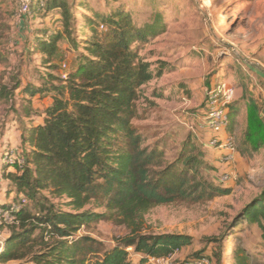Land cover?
I'll return each mask as SVG.
<instances>
[{
	"label": "rangeland",
	"instance_id": "374dc122",
	"mask_svg": "<svg viewBox=\"0 0 264 264\" xmlns=\"http://www.w3.org/2000/svg\"><path fill=\"white\" fill-rule=\"evenodd\" d=\"M60 1L66 4V11H39L36 7L21 19L25 24L19 29L15 3L0 0V138L13 136L19 144L14 143L13 148L22 149L24 128L31 122L41 123V115L53 99L48 92L33 99L24 89L28 85L51 88L53 77L69 75L80 64L81 56L87 55V43L107 31L101 27V18L118 11L127 13L137 27L153 30L156 35L135 48L154 75L143 87L134 122L145 145L166 153V161L172 163L194 137L206 155L204 175L215 187L229 190L225 196L161 206L146 214L145 233L193 238L192 246L169 259H150L149 264L192 263L198 254L212 257L211 264H235L233 250H246L251 257L249 264H264L263 232L257 225L236 220L251 202L264 200V148L241 153L250 103L257 104L264 115V0ZM58 35L61 41L56 55L51 64H44L38 45ZM218 87L232 93L235 130L223 134L235 139L239 151L235 162L222 166L216 165L217 160L205 149L202 141L206 132L198 121L210 90ZM30 102L34 115L24 118ZM8 125L13 128L8 129ZM53 201L69 211L64 203ZM27 206L36 209L32 202ZM90 209L106 212L103 207ZM10 231L9 226L0 225V241L7 240ZM127 234L124 226L108 219L81 233L106 249L114 248L117 239ZM220 238V247L209 242ZM219 253L220 263L215 257ZM132 257L133 264H139L141 257Z\"/></svg>",
	"mask_w": 264,
	"mask_h": 264
},
{
	"label": "trees",
	"instance_id": "16d2710c",
	"mask_svg": "<svg viewBox=\"0 0 264 264\" xmlns=\"http://www.w3.org/2000/svg\"><path fill=\"white\" fill-rule=\"evenodd\" d=\"M51 8L66 11V4L47 0V9ZM101 19L107 31L87 43V55L81 56L66 79L53 77L51 88L28 85L24 89L33 99L45 92L53 94V99L41 115L42 122H31L23 130L19 152L24 165L12 167L14 172L5 166L4 179L16 193L13 201L24 196L36 209L25 206L9 225L0 264H133V255L141 257L139 264L169 259L192 246L193 238L145 233V215L157 207L229 194L204 175L206 155L194 137L172 163L166 161V153L145 145L134 122L143 87L154 75L135 48L156 35L137 27L122 11ZM60 41L58 35L39 43L44 64H51ZM32 104L24 118L34 115ZM249 107L241 147L244 155L264 148V116L254 102ZM229 108L232 125L228 131L234 132L236 114L232 117L231 104ZM217 162L225 165L221 159ZM91 206L106 212H95ZM106 219L128 230L112 249L81 235ZM236 220L257 225L264 239V200L251 202ZM209 242L220 247L222 240ZM232 256L235 264H249L251 258L246 250H233ZM215 257L220 263L222 253ZM203 259L212 257L198 254L195 260Z\"/></svg>",
	"mask_w": 264,
	"mask_h": 264
},
{
	"label": "built area",
	"instance_id": "2783aa9c",
	"mask_svg": "<svg viewBox=\"0 0 264 264\" xmlns=\"http://www.w3.org/2000/svg\"><path fill=\"white\" fill-rule=\"evenodd\" d=\"M17 9L18 24L21 19L31 15L34 8L37 7L39 11L47 9L46 0H12ZM67 75L64 76V79ZM232 93L224 88L218 87V89H211L208 94V100L205 107L198 116V121L201 125V129L206 132V137L202 141L205 147L217 151L221 160L225 164H231L238 158V149L235 139L230 134H223L228 130L231 124V118L229 113V106L232 103ZM2 162L5 166L22 167L25 160L19 149H12L6 151L2 156ZM225 179V178H224ZM29 204V200L21 196L19 199L11 202L7 207L0 208V225H12L16 222V215ZM6 240L0 241V256L5 249ZM154 260V259H153ZM186 264H211L209 260H195L192 263Z\"/></svg>",
	"mask_w": 264,
	"mask_h": 264
},
{
	"label": "crops",
	"instance_id": "0c3cea01",
	"mask_svg": "<svg viewBox=\"0 0 264 264\" xmlns=\"http://www.w3.org/2000/svg\"><path fill=\"white\" fill-rule=\"evenodd\" d=\"M24 24L25 23L23 21L20 22L19 29H22ZM7 128L12 129L13 127H10V125H8ZM22 134H23V132H22ZM22 134L20 135V139H21ZM14 143L18 147V145H19L18 139L14 140L13 136L10 137L9 135H7V136H4L3 138H0V155H1L3 150H6L8 148L14 149L13 148L15 146ZM10 145H11V147H9ZM4 152L5 151H3V153ZM209 152L212 156H214L212 158H214V160H217V157H216V155H218L217 151L209 150ZM1 164H3L2 159H0V207L3 205H6V204L9 205L11 202H13L14 198L16 197V193L13 192L12 190H10V187H9L10 183L4 179L5 165L3 164L1 167ZM215 164L222 166V164L217 162V161H215ZM8 172H14V170L12 168H9Z\"/></svg>",
	"mask_w": 264,
	"mask_h": 264
}]
</instances>
